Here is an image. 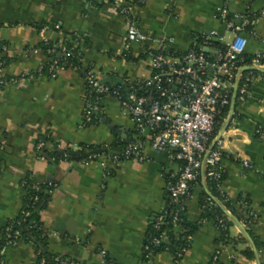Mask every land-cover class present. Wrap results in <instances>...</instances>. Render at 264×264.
Segmentation results:
<instances>
[{
	"label": "crops",
	"instance_id": "0c3cea01",
	"mask_svg": "<svg viewBox=\"0 0 264 264\" xmlns=\"http://www.w3.org/2000/svg\"><path fill=\"white\" fill-rule=\"evenodd\" d=\"M224 6L233 17L264 11V0H145L136 6L135 16L140 29L153 40L131 45L130 56L125 57V18L111 4L100 0H0V64L7 77L19 79L0 89V246L4 228L22 214L25 184L31 180L47 186L39 216L44 253L50 259L60 257L74 264L212 263L222 242L220 230L211 221L199 225L179 262L167 251L145 260L144 245L153 220L168 200L167 180L180 169L181 163L169 152H157L146 141L141 161L109 165L107 173L99 161L84 164L81 160L39 158L36 146L46 138L60 149L94 145L103 151L119 139L144 138L138 137L130 115L112 96L103 100V122L82 127L84 71L93 69L114 86L125 87L126 79H148L151 70L145 51L158 49L157 41L173 39L171 49L182 54L197 35L217 31L232 37L216 17L217 9ZM41 24L48 29L38 30L35 25ZM251 29L245 54L255 56L264 53V19ZM72 34L80 37V67L67 68L55 77L36 75L48 62L40 45L53 41L62 46L64 38ZM231 106L232 101L218 132L222 190L242 214L253 213L256 219L245 226L232 216L229 235L234 243L227 245L217 264H264V76L250 85L243 101L237 95L233 114ZM202 192H209L204 178L185 203L188 223L201 221ZM246 250H252L255 259L241 254ZM232 253L234 261L229 259ZM5 261L46 264L31 238L10 248Z\"/></svg>",
	"mask_w": 264,
	"mask_h": 264
},
{
	"label": "built area",
	"instance_id": "2783aa9c",
	"mask_svg": "<svg viewBox=\"0 0 264 264\" xmlns=\"http://www.w3.org/2000/svg\"><path fill=\"white\" fill-rule=\"evenodd\" d=\"M100 1L113 5L125 18V57L130 56L131 45L153 40L140 29L139 21L135 16L136 6L144 4L145 0ZM216 17L224 23L226 32L233 34L232 37L228 38L217 31L197 35L193 37L189 50L182 54L171 49L173 39L157 41L158 49L148 48L145 51L150 61L151 76L137 81L126 79L125 92L121 85L114 86L103 82V77L97 71L93 69L84 71L86 102L82 127L103 122L105 119L103 100L112 96L130 115L138 137L144 138L130 141L119 152H108L106 148L101 153L93 151L86 158H81V162L89 164L92 161H99L100 166L110 173L109 165H119L133 159L141 161L143 145L148 141L153 150L169 152L172 159L181 163L178 174L170 177L166 183L168 200L162 215L157 217L153 226L158 234L151 235L144 245V257L147 261L155 255L156 248L165 246V250L170 252L168 233L161 228L170 224L179 226L185 214V203L192 197L195 184L201 178H204L207 187L210 184L215 186L221 198L220 203L229 201L222 190L221 137L219 138L218 134L214 136V133L223 112L231 104L236 83H238V99L243 101L250 85L264 76V73L260 72L264 70V53L255 55L250 64L244 62L248 44L247 34H253L251 27L259 19H264V11L246 12L230 17L228 8L224 6L217 9ZM47 29L48 27H44L42 31ZM61 49L65 59L78 57V61L81 62L80 51L77 54L73 49L64 47ZM205 49L214 52L207 53ZM53 53L54 50H49V54ZM58 58L57 56L56 59H52L47 66H41L35 74L55 77L58 72L67 69V64L61 63ZM245 67L255 70L243 72ZM18 82V78L7 77L0 64V89ZM213 143L214 147L211 149ZM44 146L45 141L42 140L36 146L37 156L42 159H45L41 155ZM58 148L60 149L59 146ZM61 150L64 154L60 162L71 160L73 151L78 152L80 156L84 149L82 146L68 145ZM244 166L252 168L248 163H244ZM36 190H40V185H36ZM208 194L207 205L213 206L217 199L209 192ZM35 200L37 201L38 197H35ZM26 208L28 206L25 205L16 225L9 224L3 230L0 264H6L7 251L16 247L23 239L22 221L30 215ZM226 213L229 218L232 217L230 211L226 210ZM246 218L248 221L243 224L251 225L256 215L249 212ZM205 222L207 220L203 221ZM223 226L224 221L220 219L217 227L220 230ZM192 239V236L184 237L181 245L175 249V253H171L176 262H179L189 250ZM227 245L221 243L211 264H217ZM229 259L234 261L236 255L230 254ZM53 261L56 264H74L60 257H55Z\"/></svg>",
	"mask_w": 264,
	"mask_h": 264
},
{
	"label": "trees",
	"instance_id": "16d2710c",
	"mask_svg": "<svg viewBox=\"0 0 264 264\" xmlns=\"http://www.w3.org/2000/svg\"><path fill=\"white\" fill-rule=\"evenodd\" d=\"M94 1V0H91ZM103 4H109L106 2H102ZM36 28L38 30H41L45 27L44 24L41 25H35ZM68 37L64 38V43L62 44V46H58L59 44L53 41H46L43 44L40 45V48L44 51V53L46 54V56L48 57V62L46 63V66L48 64L51 63L52 59H56V57L58 56V54H62L61 57H59L57 60H59L61 63H66L68 68H79L81 62L78 61V57L74 58V57H69L68 59H65V56L62 52V47L67 48V49H73V51L75 53L78 54V52L80 51L79 46H76L74 48V46L76 44H78L80 42V37L76 36V35H71L68 39ZM1 48V46H0ZM1 50V49H0ZM49 50H54L53 54H49ZM254 58V56H249V55H244V62L246 64H250L252 59ZM129 59V58H128ZM123 91L125 92V88L122 87ZM229 112V107H227L225 109V111L223 112L222 117L219 119V124L216 127L214 136H216L219 132V129L222 126L223 120L227 117ZM45 141V146L41 151V155L44 156L46 159L52 160L55 159L56 161H59L62 157L64 152L58 148L57 144H55L53 141H51L50 139H44ZM128 140H118L116 143L110 144L105 146V148L107 149L108 152H119L121 151L127 144H128ZM83 151L80 153L81 158H86L87 156L90 155V153H92L93 151H96L98 149H100L101 147L99 146H94V145H83ZM224 177V176H223ZM200 181H198L195 184V188L197 187L198 183ZM36 183L32 182L31 180H28V182L25 184V189L27 192V196H26V201H25V205L28 206V208H26V210L30 213V215L28 217H26L23 221H22V225H21V230L23 232V238L24 239H32L37 247V250L40 251V258L45 259L46 260V264L48 263H52V264H56L54 263V258L55 257H51L48 258L47 255L44 253V243H45V237H44V230L41 226L40 223V216H39V212L43 207V204L46 200V192H47V186L44 185H40V190H36ZM208 190L210 195L217 199V201L215 202V204L213 206H209L207 205V199L209 197V194L202 192V194L200 195L201 198V211H202V216H201V221L198 223H188L187 220L185 219V214H183V219L182 221L179 223L178 227H175L174 225L170 224L167 227H162L161 230H166L170 239V252L171 253H175V249L181 245L182 243V239L184 237H188V236H194V233L196 232L197 228L199 227V225H201L203 223L204 220L211 221L214 224H218L219 220L222 219L224 221V226L220 228V241L222 243L225 244H233L234 240L230 238L229 235V230L230 227L233 223V218H229L227 216L226 210L230 211L233 217H237L238 219H241L242 222H246L247 223V218L245 214L241 213V210H238L237 207L229 200L227 202L220 203L221 198L219 193L217 192V189L215 188V186L213 185H209L208 186ZM35 197H38V200H35ZM163 211L161 213H159L155 219L153 220L152 226H151V230L149 232V237L151 235L155 236L158 234V232H156L153 229L154 223L157 219L158 216L162 215ZM19 221V219H17L16 221H14L13 223L10 224H14L16 225L17 222ZM180 230V231H179ZM166 251L165 250V246L161 247V248H156L154 250V253H159V252H163ZM241 254L243 256H245L248 259H255V255L254 252L252 250H246L241 252Z\"/></svg>",
	"mask_w": 264,
	"mask_h": 264
},
{
	"label": "water",
	"instance_id": "95a60500",
	"mask_svg": "<svg viewBox=\"0 0 264 264\" xmlns=\"http://www.w3.org/2000/svg\"><path fill=\"white\" fill-rule=\"evenodd\" d=\"M205 52H207V53H213L214 51H211V50H209V49H205ZM250 70H255V69H253V68H249V67H245V68H243V72H245V71H250ZM260 72H262V73H264V70H261ZM103 82H107L106 80L105 81H103ZM238 83H236V85H235V88H234V95H233V99H232V106H231V108H232V113L231 114H233V111H234V108H235V104H236V100H237V95H238ZM231 119H232V116H231ZM221 136H219V138H220ZM214 147V143H213V145H212V147H211V149ZM104 151V150H103ZM101 149L100 150H97V151H95L96 153H101V152H103ZM71 155L73 156V158H72V160H75V161H80L81 160V157L79 156V153L78 152H75V151H73L72 153H71ZM256 251V250H255ZM256 254H257V251H256Z\"/></svg>",
	"mask_w": 264,
	"mask_h": 264
}]
</instances>
